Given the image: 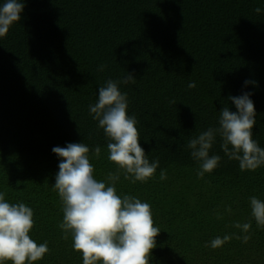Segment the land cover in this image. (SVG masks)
<instances>
[{"label": "trees", "instance_id": "obj_1", "mask_svg": "<svg viewBox=\"0 0 264 264\" xmlns=\"http://www.w3.org/2000/svg\"><path fill=\"white\" fill-rule=\"evenodd\" d=\"M127 73L136 78L119 85L128 115L159 167L147 182L132 183L121 171L116 190L151 205L161 231L150 264H264V227L249 200H264V165L241 171L217 136L209 154L221 157L219 166L198 178L187 147L219 126L223 107L237 111L229 96L251 93L253 139L264 148V0H25L21 20L0 37V191L33 209L30 235L50 250L34 264H83L59 228L53 184L62 158L52 149L82 142L97 180L117 171L89 105L108 79ZM236 222H251L250 231ZM226 234L232 239L222 247L209 246Z\"/></svg>", "mask_w": 264, "mask_h": 264}, {"label": "clouds", "instance_id": "obj_2", "mask_svg": "<svg viewBox=\"0 0 264 264\" xmlns=\"http://www.w3.org/2000/svg\"><path fill=\"white\" fill-rule=\"evenodd\" d=\"M24 6L25 0H4L0 5V37L6 36L13 23L21 20ZM255 11L260 13L261 9ZM105 67L101 64L97 70L104 71ZM135 80L132 73L120 80L108 79L98 89V101L89 105V114L109 140L108 160L117 166L115 173H108L107 181L95 178L86 144L68 143L66 147L52 149L62 158L53 184L63 212L59 228L64 239L71 235L73 249L82 253L83 264H150L152 250L157 246L156 237L161 229L155 224L151 205L136 196L121 197L116 190L121 171L124 179L132 183L147 182L159 167V160L150 161L141 147L138 122L134 115H128L127 93H122L119 87ZM188 87L195 88L196 83L192 81ZM250 96L251 93L229 96L237 111L223 107L218 127H210L188 141L191 156L200 164L198 178L219 166L221 157L209 154L217 136L222 140L224 154L238 161L241 171H255L264 165V148L253 139L256 109ZM100 154L101 148L96 146L97 159ZM160 179H167L166 169H161ZM5 196L0 191V264H34L49 253L48 242L38 244L30 235L35 226L33 209L23 202L10 203ZM249 200L252 217L258 227H264V200L256 196ZM233 226L248 233L251 222H236ZM231 239L227 234L217 236L209 246L222 247ZM242 239L247 243L250 236L244 235Z\"/></svg>", "mask_w": 264, "mask_h": 264}]
</instances>
